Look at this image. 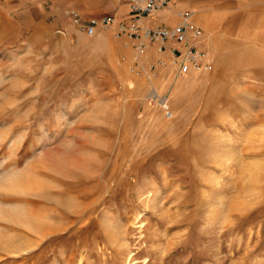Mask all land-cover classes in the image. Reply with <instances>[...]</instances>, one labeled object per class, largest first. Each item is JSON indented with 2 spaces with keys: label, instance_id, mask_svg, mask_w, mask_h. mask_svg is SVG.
I'll list each match as a JSON object with an SVG mask.
<instances>
[{
  "label": "rangeland",
  "instance_id": "374dc122",
  "mask_svg": "<svg viewBox=\"0 0 264 264\" xmlns=\"http://www.w3.org/2000/svg\"><path fill=\"white\" fill-rule=\"evenodd\" d=\"M14 2L0 0V264H264V53L216 61L210 22L211 72L148 81L110 28L30 30Z\"/></svg>",
  "mask_w": 264,
  "mask_h": 264
},
{
  "label": "crops",
  "instance_id": "0c3cea01",
  "mask_svg": "<svg viewBox=\"0 0 264 264\" xmlns=\"http://www.w3.org/2000/svg\"><path fill=\"white\" fill-rule=\"evenodd\" d=\"M12 10L23 27L30 30L42 28L49 22L53 27L61 23L64 28L77 29L66 14L68 10L77 12L83 23L113 15L120 21L129 19V8L123 0H15ZM183 10L194 12L193 22L202 30L214 22L216 61L230 52L264 53V0H179L171 3L168 9L145 17L140 24L150 28L173 27L179 22V12ZM203 34L206 41L204 30ZM229 36L232 42H229ZM244 38L250 42H236Z\"/></svg>",
  "mask_w": 264,
  "mask_h": 264
},
{
  "label": "built area",
  "instance_id": "2783aa9c",
  "mask_svg": "<svg viewBox=\"0 0 264 264\" xmlns=\"http://www.w3.org/2000/svg\"><path fill=\"white\" fill-rule=\"evenodd\" d=\"M129 8V19L120 21L116 16H107L83 23L77 12L66 11L80 32L92 36L97 28H110L116 38L126 40L133 52L128 60L131 70L148 81L156 79L165 71L174 78H182L194 73H208L213 69L211 55L203 49V30L193 22L194 12H179V22L173 27L150 28L142 26L141 20L156 12L168 9L179 0H123ZM189 1V0H184ZM123 61H127L122 58ZM149 105L158 106L166 119L173 114L169 109V99L159 95L154 89L147 97Z\"/></svg>",
  "mask_w": 264,
  "mask_h": 264
}]
</instances>
